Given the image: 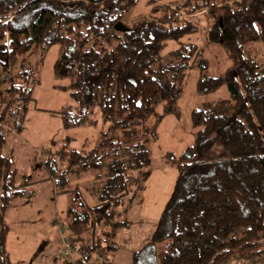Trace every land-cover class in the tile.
Here are the masks:
<instances>
[{
    "label": "trees",
    "instance_id": "1",
    "mask_svg": "<svg viewBox=\"0 0 264 264\" xmlns=\"http://www.w3.org/2000/svg\"><path fill=\"white\" fill-rule=\"evenodd\" d=\"M137 1L0 0V61L12 66L11 78L0 82V264H15L4 214L33 180L1 153L8 131L2 124L18 108L14 129L20 128L38 84L28 59L42 61L58 44L53 75L68 80L63 88L74 104L57 112L62 128L94 126L100 117L113 132L87 149L64 144L40 162L64 193L71 191L70 178L90 175L75 187L89 201L71 198L63 218L79 254L65 256V264H92L95 257L97 264H113L107 250H115L119 228L127 223L124 203L141 200L150 144L167 114L180 115L185 71L199 53L191 43L164 49L167 41L194 34L199 14L211 18L206 41L222 45L232 65L210 76L202 59L196 88L212 92L224 85L228 97L193 108V142L162 157L177 170L176 184L153 245L134 264H227L236 255L264 256V57L257 55L264 43V0H145L147 13L129 24L126 13ZM117 20L132 31L115 32ZM215 145L221 155L211 154Z\"/></svg>",
    "mask_w": 264,
    "mask_h": 264
},
{
    "label": "rangeland",
    "instance_id": "2",
    "mask_svg": "<svg viewBox=\"0 0 264 264\" xmlns=\"http://www.w3.org/2000/svg\"><path fill=\"white\" fill-rule=\"evenodd\" d=\"M144 1L138 0L126 13L129 24L134 16L147 13ZM194 18L197 31L178 41H167L164 49L168 51L191 43L199 49V53L191 58L185 71L183 90L177 99L180 115L176 117L167 114L157 128V140L150 144V175L141 192L142 198L140 201L127 200L124 203L127 208L121 218L127 223L119 228L115 250H107L113 264H134L138 253L153 245L152 238L178 176L177 170L164 163L162 157L168 152L178 155L193 142L191 110L204 102L228 97V89L224 85L212 92H199L196 88L202 59L206 60V74L210 76L222 74L232 63L222 45L206 41L211 18L203 17V14ZM258 45V48L255 46L257 55L264 57V43ZM58 52L59 46L55 43L50 46L42 61L36 55L28 59L38 71V84L32 91V100L26 105L20 128L6 132L1 149L4 156H11L20 174L31 175L33 178L26 188V194L13 200L4 214V220L9 226L7 251L15 264H65L66 257L60 254L52 219L58 214L63 220L71 198H75V203L79 202L80 197L88 201L90 199L81 188L79 193L75 191L77 184L88 180L90 175L79 179L71 176L73 178H70L66 187L71 191L64 193L55 186L46 165L40 162L47 158L50 150L56 154L64 144L67 149L81 150L94 146L105 137L113 136V132L108 131L107 124L100 117L94 126L86 124L73 129L62 128L57 112L62 106L74 104L70 89L63 88L69 84L68 80L56 79L53 75L52 67ZM211 154L221 155V147L215 145Z\"/></svg>",
    "mask_w": 264,
    "mask_h": 264
},
{
    "label": "built area",
    "instance_id": "3",
    "mask_svg": "<svg viewBox=\"0 0 264 264\" xmlns=\"http://www.w3.org/2000/svg\"><path fill=\"white\" fill-rule=\"evenodd\" d=\"M5 40H4V47L5 50L9 53V48H8V38L7 35H5ZM12 66L10 62H1L0 61V82L2 81H8L11 76H12ZM1 89V88H0ZM19 112L18 108H16L13 111V115L10 116L9 122L2 124V127L5 130H8L9 132H13L14 126L17 123V119L19 117ZM52 227L55 228L57 232V242L60 244V254L66 257H69L70 255H79L78 254V247L74 243L70 241L68 238L67 232H66V226L63 220L59 217L58 214H55V216L52 219ZM99 253V252H98ZM100 262V259L98 257L94 258V261L92 264H97Z\"/></svg>",
    "mask_w": 264,
    "mask_h": 264
},
{
    "label": "crops",
    "instance_id": "4",
    "mask_svg": "<svg viewBox=\"0 0 264 264\" xmlns=\"http://www.w3.org/2000/svg\"><path fill=\"white\" fill-rule=\"evenodd\" d=\"M227 264H264V256L252 259L245 255H236L231 257Z\"/></svg>",
    "mask_w": 264,
    "mask_h": 264
},
{
    "label": "water",
    "instance_id": "5",
    "mask_svg": "<svg viewBox=\"0 0 264 264\" xmlns=\"http://www.w3.org/2000/svg\"><path fill=\"white\" fill-rule=\"evenodd\" d=\"M115 32L128 33L132 31V28L127 27L122 21L117 20L113 26Z\"/></svg>",
    "mask_w": 264,
    "mask_h": 264
}]
</instances>
